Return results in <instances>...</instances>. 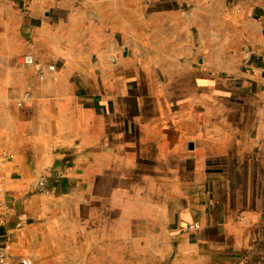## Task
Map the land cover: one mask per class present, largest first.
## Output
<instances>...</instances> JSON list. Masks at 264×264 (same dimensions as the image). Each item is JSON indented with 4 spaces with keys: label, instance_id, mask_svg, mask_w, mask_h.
<instances>
[{
    "label": "crops",
    "instance_id": "0c3cea01",
    "mask_svg": "<svg viewBox=\"0 0 264 264\" xmlns=\"http://www.w3.org/2000/svg\"><path fill=\"white\" fill-rule=\"evenodd\" d=\"M2 200L11 263L264 264V0H0Z\"/></svg>",
    "mask_w": 264,
    "mask_h": 264
},
{
    "label": "built area",
    "instance_id": "2783aa9c",
    "mask_svg": "<svg viewBox=\"0 0 264 264\" xmlns=\"http://www.w3.org/2000/svg\"><path fill=\"white\" fill-rule=\"evenodd\" d=\"M22 63L27 66H35L38 70L37 80L43 82L46 79V73L55 70V65H42L38 62L33 54H25L22 58ZM10 206L3 200L0 201V223H5ZM199 227L197 223L188 226L189 230H196ZM11 248L6 243H0V264H20L19 262L11 263ZM21 264H33V260L29 256L21 257Z\"/></svg>",
    "mask_w": 264,
    "mask_h": 264
},
{
    "label": "water",
    "instance_id": "95a60500",
    "mask_svg": "<svg viewBox=\"0 0 264 264\" xmlns=\"http://www.w3.org/2000/svg\"><path fill=\"white\" fill-rule=\"evenodd\" d=\"M45 181H46V178L41 177L39 179V183H38V186H37V189L38 190H41V188H42V186H43V184H44Z\"/></svg>",
    "mask_w": 264,
    "mask_h": 264
},
{
    "label": "rangeland",
    "instance_id": "374dc122",
    "mask_svg": "<svg viewBox=\"0 0 264 264\" xmlns=\"http://www.w3.org/2000/svg\"><path fill=\"white\" fill-rule=\"evenodd\" d=\"M26 54H30V53H26ZM24 56V55H23Z\"/></svg>",
    "mask_w": 264,
    "mask_h": 264
}]
</instances>
